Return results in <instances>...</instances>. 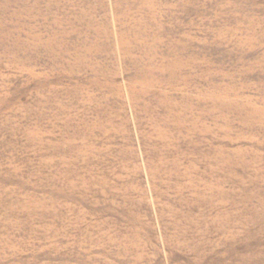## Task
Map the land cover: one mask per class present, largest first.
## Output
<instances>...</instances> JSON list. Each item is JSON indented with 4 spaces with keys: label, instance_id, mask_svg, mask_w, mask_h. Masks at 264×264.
<instances>
[{
    "label": "rangeland",
    "instance_id": "374dc122",
    "mask_svg": "<svg viewBox=\"0 0 264 264\" xmlns=\"http://www.w3.org/2000/svg\"><path fill=\"white\" fill-rule=\"evenodd\" d=\"M0 264H264V0H0Z\"/></svg>",
    "mask_w": 264,
    "mask_h": 264
}]
</instances>
